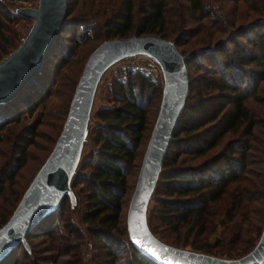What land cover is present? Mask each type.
<instances>
[{
	"label": "trees",
	"instance_id": "1",
	"mask_svg": "<svg viewBox=\"0 0 264 264\" xmlns=\"http://www.w3.org/2000/svg\"><path fill=\"white\" fill-rule=\"evenodd\" d=\"M76 3L67 0L66 21L40 70L11 101L0 104V140L7 124L19 123L23 111L32 112L47 96L40 80L49 78L44 73L55 45L65 48L61 38L66 29L75 46L90 42L68 88L69 102L88 54L102 40L132 34L172 39L181 54L188 52L184 62L189 88L151 194L147 225L176 247L210 249L228 259L246 254L264 220V0H81L77 17H71ZM12 4L0 0V58L18 39L9 25L19 17ZM56 85L58 95L63 83ZM108 91L112 104L95 110L92 147L82 154L73 179L80 196L79 224L64 214L68 202L63 196L26 236L30 250L20 244L0 264H158L134 248L121 210L127 177L150 125L148 108L157 96L160 103L162 85L151 72L127 68L122 79L110 81ZM38 124L33 119L9 130V154L0 165L3 202ZM23 189L14 194L8 213H0V226ZM87 239L90 251L82 248Z\"/></svg>",
	"mask_w": 264,
	"mask_h": 264
},
{
	"label": "water",
	"instance_id": "2",
	"mask_svg": "<svg viewBox=\"0 0 264 264\" xmlns=\"http://www.w3.org/2000/svg\"><path fill=\"white\" fill-rule=\"evenodd\" d=\"M13 11L31 19L32 23L15 48L0 58V104L11 101L40 70L66 21L67 0H36L34 6L17 5ZM133 53L149 54L158 62L163 84L126 210L130 242L158 264H264V220L255 245L235 259L167 244L147 225V206L189 88L184 62L187 55L179 52L174 40L156 34L104 39L90 51L50 152L0 226V261L20 244L29 251L26 236L57 207L65 194H70L97 83L110 64Z\"/></svg>",
	"mask_w": 264,
	"mask_h": 264
},
{
	"label": "rangeland",
	"instance_id": "3",
	"mask_svg": "<svg viewBox=\"0 0 264 264\" xmlns=\"http://www.w3.org/2000/svg\"><path fill=\"white\" fill-rule=\"evenodd\" d=\"M36 0H28L26 3L21 4H12L11 5V11H13V7L20 5V6H34ZM81 0H78V3L74 5L72 13L70 14L71 17H77V9L80 6ZM139 1L135 2L134 11L136 13V16L139 17L138 7H139ZM210 5L211 7L215 6V2L211 1ZM215 8V7H214ZM16 14V13H14ZM19 17L17 19H14L9 25L15 30L16 35H18V39L15 42L14 47L11 49L13 50L15 46L21 41V38L26 35L32 21L29 18L23 17L19 14H17ZM215 18V17H213ZM79 34V31L76 32L75 36L77 37ZM65 37H62L61 39H64V46L65 48L63 50L60 49V43L55 45L52 52L49 55L48 62L46 64V72L44 73V76H48L49 78L45 79L43 77L40 82L45 88H47V96L44 98L42 102H40L37 106H35L34 110L32 112L23 111L21 113V120L19 123H9L6 125V127L1 131V134L3 136V139L0 140V165L2 162L6 159V156L9 154V146L8 140L6 141L8 137L9 130H15L18 126L21 124H27L31 122L33 119H38L39 124L37 126V135L34 137L33 143L28 147L27 153L25 155V163L22 165V167L19 169L17 174L15 175V183L8 189L5 190L6 192V199L3 201L0 200V213L3 212V214H7L8 210L14 205V194L19 192L22 188L23 191L27 187L28 183L40 167V165L43 163V161L46 158V155L48 154V151L51 149V146L53 144V141L56 137V132L58 130V125L60 124L63 117H65L69 99H68V91L76 79V77L79 74L78 67L82 64L84 57L86 56V52L88 51L90 47V42H86L82 45L75 46L73 43V36L70 34V30L66 29L63 33ZM80 35V34H79ZM16 39V37H15ZM62 42V41H61ZM194 48V47H193ZM9 50V51H11ZM8 51V52H9ZM188 52L184 55H188ZM127 68H137L140 69L146 73L151 72L156 78L157 82H160L161 85L163 84V76L161 68L158 64V62L149 54L146 53H133L131 55L125 56L120 58L119 60L113 62L110 64L105 71L102 73L95 90L92 107L89 115L88 125H87V131H86V137L84 139L81 153H80V159L82 154H87L89 150L92 147V144H89V132L92 129V126L94 124V112L96 109H98L101 106H110L112 104L111 97L109 95L108 91V84L110 81L114 78L122 79L124 77V71ZM80 70V69H79ZM190 76L195 75V72H191V69H189ZM68 79V80H67ZM49 81V82H48ZM63 83L62 86H60V92L57 95L55 93V89L57 90V83ZM69 82V83H67ZM39 84V83H38ZM68 84V86H67ZM69 88V89H68ZM67 90V91H66ZM66 91V94H65ZM65 94V96H64ZM70 98V97H69ZM159 106L158 96L155 97L152 104L149 105L148 110V120L149 124L151 125L153 122V119L157 113V109ZM59 119V120H58ZM150 125H148V129L150 128ZM148 129L145 131L143 140L136 151V157L134 160V166L131 168L130 173L127 177V192L123 196V207L121 210L122 218L126 216V210L128 206L129 197L131 195V192L133 190L135 180L137 177V173L139 170V165L141 161L142 153L145 149V143L147 142V132ZM79 159V162H80ZM78 162V167H79ZM77 167V171H78ZM77 188L73 187V181L70 185V194H65L66 201L68 204H66L64 214H70L71 220L78 223V212L80 208V196L77 193ZM16 203V201H15ZM149 203L147 206V209L149 207ZM79 224V223H78ZM81 229H83V225H79ZM214 233L209 238L210 242L213 240ZM29 245V244H28ZM82 248L85 250H91V242L87 239L85 241V244L82 245ZM186 249L192 250L191 247L187 246L184 247ZM30 250V246H29ZM195 251V250H194ZM198 252H205L212 254L213 250L205 249V250H197ZM213 255V254H212ZM88 258V255L85 257ZM85 259H83L84 262Z\"/></svg>",
	"mask_w": 264,
	"mask_h": 264
},
{
	"label": "built area",
	"instance_id": "4",
	"mask_svg": "<svg viewBox=\"0 0 264 264\" xmlns=\"http://www.w3.org/2000/svg\"><path fill=\"white\" fill-rule=\"evenodd\" d=\"M13 4H21V3H26L28 0H9Z\"/></svg>",
	"mask_w": 264,
	"mask_h": 264
},
{
	"label": "snow or ice",
	"instance_id": "5",
	"mask_svg": "<svg viewBox=\"0 0 264 264\" xmlns=\"http://www.w3.org/2000/svg\"><path fill=\"white\" fill-rule=\"evenodd\" d=\"M143 246V245H142ZM149 251H151L150 249H149ZM153 255H156V253H153ZM157 258H159V256H157Z\"/></svg>",
	"mask_w": 264,
	"mask_h": 264
}]
</instances>
